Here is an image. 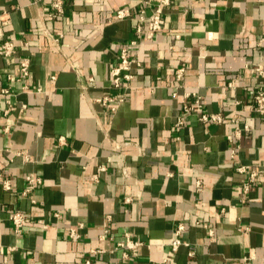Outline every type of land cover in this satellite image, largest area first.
I'll return each mask as SVG.
<instances>
[{
  "label": "crops",
  "instance_id": "0c3cea01",
  "mask_svg": "<svg viewBox=\"0 0 264 264\" xmlns=\"http://www.w3.org/2000/svg\"><path fill=\"white\" fill-rule=\"evenodd\" d=\"M50 4L0 0V14L11 16L6 38L30 43L19 54L32 68L24 90L16 58L0 56V172L12 179L10 191L0 183V264H83L88 256L95 264H243L253 252L254 264L264 263V116L249 110L264 88L255 71L264 64V0H173L163 30L141 42L133 88L115 112L96 98L116 93L111 68L138 38L137 16L115 14L124 7L136 14L141 0H67L58 19L42 15ZM46 27L64 35L61 48ZM4 87L14 94L7 114ZM190 91L202 96L198 113L183 110ZM236 109L251 130L232 157L230 121L204 124L198 116ZM100 164L108 170L95 182ZM239 166L260 172L248 192L249 172ZM28 174L43 178L36 203L22 195ZM14 209L31 219L19 235L9 220ZM181 222L184 243L173 252ZM127 234L143 243L118 247Z\"/></svg>",
  "mask_w": 264,
  "mask_h": 264
},
{
  "label": "built area",
  "instance_id": "2783aa9c",
  "mask_svg": "<svg viewBox=\"0 0 264 264\" xmlns=\"http://www.w3.org/2000/svg\"><path fill=\"white\" fill-rule=\"evenodd\" d=\"M42 0H33L35 3H40ZM173 0H141V6L138 12L135 14L134 10L128 7L120 8L116 11L115 19H127L137 16V26L136 32L138 34L137 39H132L129 43L123 46L118 53V62L111 68V88L116 90V93L111 95H105L100 98H96L97 102L106 106V109L115 112L117 110L118 103L126 100L127 94L132 90V81L135 79V74L133 73V68L135 66H141V61L138 58V49L141 42L146 39H154L155 36L163 30V16L165 9L172 4ZM66 3L67 0H51L50 8L51 11L48 13H43L42 15L48 16L53 19H58L66 13ZM11 23V16L9 12H4L0 14V38L2 42L0 44V56L4 58H16L19 65V72L16 76L17 80L25 81L24 90L30 89V85L27 82L31 75V57L28 54L20 55V50H28L30 43L25 41L22 45H18L16 41L6 38L5 27ZM45 36L51 38L58 48H61V41L64 37L63 34H55L51 29L44 28L43 30ZM185 67L178 68L176 71V81L174 84V89L183 80L185 74ZM256 74L259 78L264 79V64L260 63L255 67ZM12 74H9L8 78L12 79ZM90 82L93 83L95 79L93 77L89 78ZM38 92L43 91L41 87L36 89ZM1 93L5 95L7 108L5 113H9L14 107L13 104V92L10 87H4L1 89ZM177 95L176 91L173 92ZM254 100L250 104V112H255L260 116H264V88L256 89L253 93ZM239 100L235 101V104H240ZM27 105L24 104L21 110H25ZM203 108L202 96L196 91L187 92L185 95V100L183 104V110L185 112L198 113ZM240 110L236 109L234 115L225 114L223 112H201L198 119L204 124H214L218 125L224 123L225 121H230L233 129L230 134L227 135V140L231 143V153L232 157L237 155L238 149L240 148V140L245 136L247 132L251 130V126L246 121H243L239 115ZM237 112V113H236ZM182 120H178L177 126L182 124ZM10 125L5 128L6 132H10ZM59 144H67L65 136H60L58 138ZM115 146H121L120 143L114 142ZM17 156L25 158L26 161L30 160V154L27 151H19L16 153ZM241 172H249V179L243 185L244 192H248L251 188V184L255 183L260 174L259 171L250 170L247 166H239L237 168ZM108 170L106 164H100L95 173L92 174L91 179L95 182L99 181L100 173ZM26 187L24 188L22 195L24 197H29L33 203L36 200L33 198V192L37 186L43 183V178L37 174H28L26 176ZM0 183L6 191L12 189V179L5 177L0 172ZM202 189L201 183H197V191ZM57 219L63 218V213L59 210L54 213ZM9 220L12 224L13 230L16 234H22L26 224L30 222V217L22 209H14L9 214ZM111 220V215L107 216V224ZM48 227V224H45ZM185 229V223L181 222L178 224L175 234L171 239L170 246L173 252L177 251L181 245H183V240L181 239V233ZM213 229H209V234H213ZM71 236L77 238L80 236L78 230L72 229ZM143 242L141 240H134L130 234H127L126 241L118 243V247L121 248H136L140 246ZM101 252L100 250H91V255ZM256 259V254L253 252L250 255L244 256L242 258L243 264H254ZM83 264H95L93 258L88 256L84 259ZM264 264V263H262Z\"/></svg>",
  "mask_w": 264,
  "mask_h": 264
}]
</instances>
